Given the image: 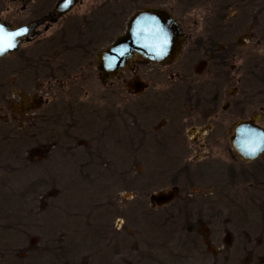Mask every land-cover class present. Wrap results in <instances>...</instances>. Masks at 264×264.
<instances>
[{
    "label": "flooded vegetation",
    "instance_id": "1",
    "mask_svg": "<svg viewBox=\"0 0 264 264\" xmlns=\"http://www.w3.org/2000/svg\"><path fill=\"white\" fill-rule=\"evenodd\" d=\"M59 1L0 0V23L8 31L22 30L16 49L0 57V194L7 164L20 163L26 147L35 149L32 155L28 150L29 161L55 155L50 150L56 147V153L67 156L72 142L80 144L78 136L93 129L98 141H123L127 161L141 149L147 163L142 185L146 200L141 206L145 223L172 240L189 242L192 249L199 234L214 241L220 211L198 208L197 198L223 193L224 186L244 179L237 164L264 156L244 161L230 144L241 121L256 117L255 123L264 128L259 123L261 106L244 116L246 101L241 100L238 84L249 80L243 68L230 90L236 70L231 60L243 49L239 36L252 24L251 14L230 17L228 10L216 6L213 26L204 32L187 31L176 19L183 42L175 59L155 63L135 54L115 72H104L100 55L124 33L129 18L119 25L123 1L109 0L80 12L76 9L84 0L67 10L57 9ZM247 66L255 81L251 82L260 88L264 76L260 71L256 75L258 62ZM118 86L122 91L117 92ZM92 109L94 127L85 119ZM5 147L13 148L9 156ZM159 194L172 198L158 204L152 197ZM226 237L231 238L228 231L222 242Z\"/></svg>",
    "mask_w": 264,
    "mask_h": 264
},
{
    "label": "rangeland",
    "instance_id": "2",
    "mask_svg": "<svg viewBox=\"0 0 264 264\" xmlns=\"http://www.w3.org/2000/svg\"><path fill=\"white\" fill-rule=\"evenodd\" d=\"M108 1L84 0L76 11ZM119 1L124 6L119 9V13L123 10L120 26L135 10L151 6L168 9L185 30L202 32L212 28L211 12L222 5L217 0H205L192 8L181 7L177 0ZM6 6L12 8V4ZM227 6L230 17L248 13L252 19L239 36L243 49L231 60L236 70L231 73L230 90L237 86L235 80L243 68L249 80L247 85L238 84L244 94L241 100L246 101L244 116L258 112L261 106L259 123L264 126V80L260 88L254 85L247 68L257 61L256 75L260 71L264 76V0H231ZM94 118L92 109L85 117L91 127ZM87 133L78 136L80 144L72 142L67 156L56 153L60 149L56 147L50 150L55 155L29 161L27 156L35 149L26 147L20 163L7 164L0 194V204H4L0 210V264H264V156L254 163L237 164L244 170V179L225 184L223 193L197 198L198 208L220 211V221L214 241L199 234L197 247L192 249L189 242L172 240L168 233L161 235L160 228L142 220L147 163L141 149L127 161L123 141L103 143V139L96 140L93 129ZM120 136L118 132L117 138ZM10 148L5 147V156L11 154ZM226 231L231 238L222 242Z\"/></svg>",
    "mask_w": 264,
    "mask_h": 264
},
{
    "label": "water",
    "instance_id": "3",
    "mask_svg": "<svg viewBox=\"0 0 264 264\" xmlns=\"http://www.w3.org/2000/svg\"><path fill=\"white\" fill-rule=\"evenodd\" d=\"M76 0H60L58 10L69 9ZM22 30L8 31L0 23V57L14 51ZM183 42L182 29L172 13L163 7L145 6L135 10L127 19L125 31L108 46L102 56L100 69L115 72L135 54L155 63L176 58ZM256 117L236 124L230 144L244 161H253L264 153V128L255 123ZM158 204L172 195L152 197Z\"/></svg>",
    "mask_w": 264,
    "mask_h": 264
},
{
    "label": "trees",
    "instance_id": "4",
    "mask_svg": "<svg viewBox=\"0 0 264 264\" xmlns=\"http://www.w3.org/2000/svg\"><path fill=\"white\" fill-rule=\"evenodd\" d=\"M160 3L163 2L165 3V1L167 0H157ZM205 0H177V2L181 5V7H185V8H192L193 6L200 4L202 2H204ZM221 5V7L217 6L220 9H226V7H228L227 5L229 4V2L231 0H217Z\"/></svg>",
    "mask_w": 264,
    "mask_h": 264
}]
</instances>
